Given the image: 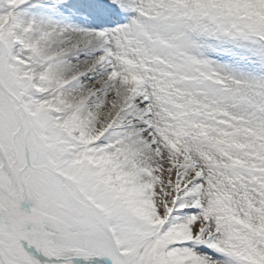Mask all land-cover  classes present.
<instances>
[{"label": "snow or ice", "instance_id": "snow-or-ice-1", "mask_svg": "<svg viewBox=\"0 0 264 264\" xmlns=\"http://www.w3.org/2000/svg\"><path fill=\"white\" fill-rule=\"evenodd\" d=\"M0 264H264V0H0Z\"/></svg>", "mask_w": 264, "mask_h": 264}]
</instances>
